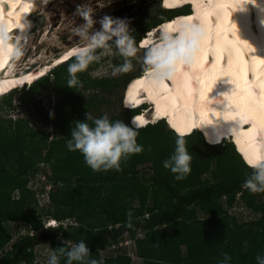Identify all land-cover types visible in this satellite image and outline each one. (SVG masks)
<instances>
[{"label": "trees", "instance_id": "16d2710c", "mask_svg": "<svg viewBox=\"0 0 264 264\" xmlns=\"http://www.w3.org/2000/svg\"><path fill=\"white\" fill-rule=\"evenodd\" d=\"M188 8L179 11H187ZM168 11L171 17L175 14V11ZM171 17L168 15L147 24V28L141 29L143 33L134 29L131 34L136 43L145 36V31H150ZM114 56L116 64L123 62V58ZM74 59L72 57L54 67L50 73L35 81L21 97L29 101L28 94L40 88L61 90L63 97L57 101L56 113L52 118L62 137L48 143L47 153L43 152L42 145H36L31 140L32 129L27 123L0 119V160L16 158L12 163L15 172L11 177L7 178L6 175L8 165L0 167V264H37V245L49 243L54 250L64 246L65 241L76 243L80 240L87 243L90 255L102 260L103 264H131V257L121 246L116 256L101 257V252L107 246H116L125 239V234L135 241L137 253L143 259L140 264H218L223 259V253L231 256V264H257L256 256L264 254V222L258 231L246 229L239 232L227 220L231 216L226 207H231L235 202H243L253 212H261L264 217V200L258 201L256 198L264 195V192L253 193L243 187L253 169L235 148V142L208 143L200 130L179 135L167 126L165 120H159L138 128L137 142L144 146V150L122 161L119 170L95 171L85 163L81 152L68 150L66 142L70 139L75 121L85 119L87 111L97 117L105 114L97 112L102 103L99 97L89 95L85 98V89L93 86L112 93L119 86L126 88L132 78L145 71L143 66L136 73H126L122 81L109 77L86 78L88 81H84L77 73L78 81L83 85L72 88L67 84V68ZM13 93L3 97L4 104L11 106ZM38 110L44 117H50L45 109ZM135 113V110L123 107L121 112L113 113L109 118L112 121L123 120L131 125L130 118ZM178 137L184 139L185 147L192 156L191 171L181 180L175 179V174L163 166V161L174 152ZM37 163H47L51 167V173L46 168L44 173L47 182L52 184L50 197L56 209L51 214L59 221L56 226H45L42 212L32 206L28 198L33 192L27 187L28 176L33 173L32 168ZM146 163L151 164L153 172L143 176L141 168L148 166L143 165ZM206 172L210 178L201 177ZM76 184L82 188L78 191V198L74 196L78 206L73 205L71 199L74 191L66 198V188ZM86 187L90 188L89 193L94 198L88 207L82 202L84 194L87 195ZM149 187L163 199H156L153 205H147ZM13 190H18L17 197L12 195ZM136 197L140 198L139 205L131 204V200ZM205 208L206 216L199 217L198 210ZM130 209L132 227L127 226ZM103 214L106 215L105 220ZM64 219L74 221L64 224ZM20 224H23L25 232L18 235L19 231L16 230H20ZM201 226H206L209 231L207 242L203 238ZM167 228L170 229L169 233ZM141 233L144 235L141 236ZM15 235L17 237L14 239ZM230 243L235 245L230 246ZM244 243L248 244V248L240 249L239 246ZM182 245L186 246L185 252L181 250ZM64 260L65 257H61L60 264H64Z\"/></svg>", "mask_w": 264, "mask_h": 264}, {"label": "bare ground", "instance_id": "6f19581e", "mask_svg": "<svg viewBox=\"0 0 264 264\" xmlns=\"http://www.w3.org/2000/svg\"><path fill=\"white\" fill-rule=\"evenodd\" d=\"M55 1L59 0H0V68L5 66L6 72L0 73V91L23 79L32 81L72 57L69 54L76 43L42 64L45 56L30 52L36 31L48 35L52 19L60 15L63 24L67 21V9L51 6ZM161 1L163 10L192 1L193 10L165 19L141 39L140 46L147 47L154 40L157 44L159 30L178 35L182 29L191 32L195 28L199 32H194V58L175 61L174 70L164 76L145 72L132 78L124 88V106L152 104L133 114L138 126L166 116L180 134L199 127L210 143L223 137L234 140L247 162L264 159V0ZM12 54L16 57L11 62L8 56ZM32 61L38 63L22 70Z\"/></svg>", "mask_w": 264, "mask_h": 264}, {"label": "rangeland", "instance_id": "374dc122", "mask_svg": "<svg viewBox=\"0 0 264 264\" xmlns=\"http://www.w3.org/2000/svg\"><path fill=\"white\" fill-rule=\"evenodd\" d=\"M61 1L62 3H60V0L58 2L55 1L53 4H51V6L55 5L57 9H59V11H62V7L63 9H67L66 10V14H67L66 23L63 24L64 17L60 15L52 19L50 28L52 26L53 28L51 29V32L48 35L45 34L44 31L40 33L41 29L40 31H36L34 36L32 35L33 39L35 40V43L33 44L34 40L33 41L31 40L32 44L30 43V46H29L31 48L30 52H31V55L35 57L45 56L43 57L44 58L43 61L40 62L41 64L48 60H51L55 55L60 53L65 47L71 46L75 43L78 44V41L73 36L71 29L75 23L82 22V18H80L79 16H74L73 14L76 12L77 6L85 3V0H61ZM158 1H161V0H91L92 4H95L93 7V11H95L94 15L97 20H99L105 14L113 16V17L127 18L130 22V27L133 30L139 29L141 33H143L141 29L145 26H146L145 28H147V24L152 23L158 20L159 18L167 17L168 15H170L171 17V14L168 11V9H165L159 14L145 17L139 20L131 21L132 16H135L138 12L142 11L144 8L148 7L151 4H155V5L158 4ZM160 4H162V1ZM128 8L130 9L129 11L127 10ZM69 9L71 10L68 11ZM188 9L190 10V8ZM57 13L58 12H56V14ZM46 26L47 24L45 25V27ZM97 27H99L98 24H97ZM154 28L155 29L158 28V25L156 27H153L152 29ZM42 29H44L43 26H42ZM156 33L158 34V38H160L162 33L164 32L159 30ZM144 34L146 35L148 34V32L145 31ZM143 47H146V46H143ZM146 51L147 50L142 49L137 43L136 56L131 57V60L133 63V69L126 73H136L138 72L139 69L145 66L143 58H144V54ZM31 55H28L27 59H30L29 56L31 57ZM114 57H115L114 55L102 57L100 61L94 62L91 67H89L87 70L83 72L85 76L84 79H83V74H81L82 72H80L79 78L81 80L88 81V79L90 78L99 79L101 77H109V78H117L119 81H122L124 78L123 76L126 73H119L115 76L112 75V69L115 65H117L114 61ZM37 63H38L37 61H34V62L32 61L30 62L29 65H25V67H28L31 64L35 66V64ZM56 65L57 64H55L54 66ZM54 66L51 68H54ZM16 67L17 66H15V68ZM51 68L49 69V71L51 70ZM18 70H21V69H18ZM49 71L47 72V74L50 73ZM143 73H145V71ZM77 85L82 86L83 84L81 83V81L80 82L78 81ZM77 85L74 86V88H76ZM25 88L26 89L14 91L11 106L3 103L4 98L0 99V119H5L7 121H13L14 123L17 120H21L27 123L28 126L32 129L31 131L32 139L31 140H33L34 143H36V145H42V148L44 147L43 152L47 153L48 148H49L48 143L62 137L59 129H56L55 127L56 121L53 120L52 118V115L56 113L55 106L57 104V101L61 97H63L61 94V90H59L58 92L56 91V89L49 88V87L40 88L38 91L28 94L30 100L26 101L23 98H21L25 91H29L28 89L29 86ZM124 91L125 89L123 86H119L115 88L114 92L112 93L105 92L101 90V88L99 87L90 86L89 88L85 89V94H86L85 98H88L89 95H93V96L96 95L97 97H99V100L102 103L99 105V108L97 109L98 114L103 113V112L104 113L108 112L109 113L108 116H110L113 113H119L122 111L123 106H124L122 98L124 97L125 99ZM39 108L45 109L49 113L50 117L49 118L44 117L43 113H39V110H38ZM167 126L171 127L169 122ZM34 131H38L40 134ZM229 139H225L224 141L234 142V140L232 139L229 140ZM1 151H2V145L0 144V152ZM15 160H16L15 157L9 160L8 159L4 161L3 159L0 160V167H2L4 164L8 165L9 167V170L6 173L7 178L11 177L12 174H14L15 172L12 166V163ZM143 165H148V166H145L143 168H141L142 166H139L141 169H143L141 174L143 176L150 175L153 172L152 171L153 168L151 167V164L146 163ZM44 168H46L49 171V173H51V167L47 163H37L35 167L32 168L31 172L33 173L29 174L28 176L29 181L27 183V187L33 191L32 193L28 195L31 205L35 206L38 210L42 212V217L44 218V221L47 222L48 219L54 218L52 217L51 213L52 211L56 209V205L51 200V197H50V189H51L52 184L50 182H47V179L44 173ZM212 168H214V163L212 165ZM209 175L210 174L206 172L205 174H202L201 177L210 178L211 176ZM80 187L81 186L76 184L72 186L71 188L69 187L66 188V198L71 192L74 191L71 197L73 205L78 206V200H75L74 196L76 197L78 196L79 189H82ZM88 187H92V186H88ZM89 192H91L90 188L86 187L87 195L85 196L84 194V198L82 200V202L86 203L87 207L91 206L90 202L94 200V198L92 197V194ZM148 193L149 194L146 200L147 205H153L156 199H160V200L163 199V196L158 197V195L156 194V191H154L153 189H150V187L148 188ZM13 194L15 195V197H17L19 195L18 190H13L12 195ZM239 196H240V192L237 193L236 201L239 199ZM256 198L258 201L259 200L263 201L264 195H258V197ZM133 200L134 199L131 200V204L139 205L140 203L139 197H136L135 200L134 201ZM105 206H106V203H105ZM63 208L65 207L63 206ZM205 210L206 208L204 210L203 209L198 210V213H197L198 216L199 217L206 216V214H204L206 212ZM226 211L231 216V218L227 219L230 226L233 227L234 229L238 228L239 232H243L246 229H253L254 231H258L262 229L264 217L261 214V212H253L243 202H240V203L235 202L234 205H232L231 207H226ZM103 218L104 220L106 219L105 214H103ZM69 221L72 222L74 221V219H64L63 223L68 224ZM107 223L109 225H112L111 222H107ZM19 226H21L20 230H16V231H19L17 232L18 235L25 232V228L23 224H20ZM200 229L202 230L203 235H204L203 238L206 241V236L208 235L207 233L209 231L206 226H201ZM169 232H170V229L167 228V233ZM140 235L142 236L144 234L141 233ZM260 235L262 236V233H260ZM16 237L17 235L14 236V239ZM123 237L125 239L122 240L120 243L116 244V246L115 245L107 246L101 252L102 259H105L108 256H116L118 253H120L118 248L121 246L122 249L125 247L127 254L131 257V264H140L143 261V259L137 253L135 241L131 240L128 234H125ZM11 243L8 244V247L11 245ZM70 244H74V243L70 242ZM229 245L233 246L235 245V243H230ZM239 247L240 249H243V248L247 249L248 244L244 243V244H241ZM181 250L182 252H185L187 250L186 246L182 245ZM35 251H36L35 260L37 261V264H46L47 258L52 253L53 250L49 243H44V244L37 245L35 247ZM236 263H238V259H236Z\"/></svg>", "mask_w": 264, "mask_h": 264}, {"label": "clouds", "instance_id": "9594fccd", "mask_svg": "<svg viewBox=\"0 0 264 264\" xmlns=\"http://www.w3.org/2000/svg\"><path fill=\"white\" fill-rule=\"evenodd\" d=\"M94 13L95 11H93L91 0H85V3L77 6L76 12L73 14L74 16L82 18V22L75 23L71 29L73 36L78 41V46L73 48L72 52L69 54L75 57V59L67 68L69 74L67 84L72 88L78 83L77 73L84 72L88 69L90 64L100 61V59L105 56L118 55L123 58L122 63L113 67V76L119 73L129 72L133 69L132 60L129 58L136 56L137 43L135 37L131 34L134 30L130 27L129 20L127 18L113 17L107 14L97 20ZM97 24L99 27H97ZM195 31L196 29L193 28L191 32L182 29L178 35H171L167 32L162 33L160 41L149 48L144 54L145 72H148L154 77L166 75L171 70L172 66H162V62L169 59L173 53L175 54V61L181 60V54L179 52L181 44L183 43L186 47L190 46L196 39L193 35ZM143 37L141 39H143ZM141 39L138 41L139 46L141 45L139 43L142 41ZM58 65L59 64L56 66ZM37 80L38 79L35 81ZM35 81L30 85H25L23 88L15 89L14 91L26 89L25 87H30ZM10 93L3 94L0 96V99ZM124 104L125 102L123 101V105ZM146 105L152 106V104L144 102L142 105L136 107L132 106V104L131 106L123 107L138 112L142 109L144 110ZM85 117L86 118L83 120L75 121L74 126L71 128L70 139L67 140L66 146L69 151L81 152L85 163L95 171H106L109 169L119 170L122 161L127 160L132 154L142 152L144 146L137 142V136L139 135L138 128L145 127L154 121L152 120L147 124L138 126L135 118L131 121V116V125H129L123 120H110L106 113L97 117L93 116L89 111L85 113ZM157 121H159V119ZM202 134L204 133L202 132ZM203 136L205 141L210 143L206 140L205 135ZM225 139L221 141L224 142ZM221 141L216 144L222 143ZM234 146L237 149L235 143ZM191 161L192 156L185 147L184 139L178 137L174 152L169 158L163 161V166L170 169V171L175 174V179L181 180L190 173ZM247 163L251 166L253 171L246 177L243 187L253 193L264 192V159H252ZM127 216V226L132 227L131 209L128 211ZM58 224L56 218L48 219V221L45 222V226H56ZM69 244V241H65L64 246L54 249L48 256L46 264H60L61 257H65L64 264H74V262H78V264H103L102 260H97L90 255V249L84 240H80L66 247V245ZM222 255L223 259L218 261V264H231V256L228 253H223ZM256 262L257 264H264V254H258L256 256Z\"/></svg>", "mask_w": 264, "mask_h": 264}, {"label": "snow or ice", "instance_id": "6c2138e0", "mask_svg": "<svg viewBox=\"0 0 264 264\" xmlns=\"http://www.w3.org/2000/svg\"><path fill=\"white\" fill-rule=\"evenodd\" d=\"M196 32L198 33L199 30H196ZM193 35L195 36V34L193 33ZM197 48V41L196 39L192 42V44L190 46H185L183 43L181 44V47L179 49V52L181 54V60H193L194 58V53L196 51ZM163 65H171V70H174V65H175V54H171L170 58L167 60H164L162 62V66Z\"/></svg>", "mask_w": 264, "mask_h": 264}, {"label": "water", "instance_id": "95a60500", "mask_svg": "<svg viewBox=\"0 0 264 264\" xmlns=\"http://www.w3.org/2000/svg\"><path fill=\"white\" fill-rule=\"evenodd\" d=\"M160 2L161 1H158V4H152L150 7H146L143 9V11L134 18L132 19L131 21H134V20H139V19H142V18H145V17H149V16H153V15H156V14H159L161 13L162 11H164L161 6H160ZM130 6V5H128Z\"/></svg>", "mask_w": 264, "mask_h": 264}, {"label": "crops", "instance_id": "0c3cea01", "mask_svg": "<svg viewBox=\"0 0 264 264\" xmlns=\"http://www.w3.org/2000/svg\"><path fill=\"white\" fill-rule=\"evenodd\" d=\"M141 257V256H140Z\"/></svg>", "mask_w": 264, "mask_h": 264}]
</instances>
